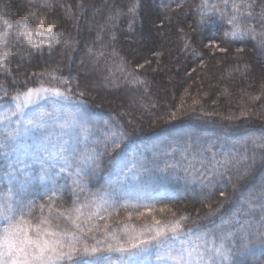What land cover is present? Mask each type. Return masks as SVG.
I'll return each instance as SVG.
<instances>
[{"label": "trees", "instance_id": "16d2710c", "mask_svg": "<svg viewBox=\"0 0 264 264\" xmlns=\"http://www.w3.org/2000/svg\"><path fill=\"white\" fill-rule=\"evenodd\" d=\"M134 3L0 0V32L5 31L4 20L13 25L7 44H0V54L8 53L7 62H0V99H12L41 75L57 82L70 80L73 95L81 101L80 115L86 119L91 150L98 154L99 165L84 173L77 187L58 167L49 179H38L41 165L27 160L29 167L20 178L31 179L20 192L9 175L12 166L19 167L17 155L0 149V196L11 191L25 203L31 202L35 217L39 205L49 203L50 197L57 207H69L76 197L84 202L92 196L105 198L107 190L117 193L118 182L108 184L109 178L119 165L133 166L129 172H135L138 182L152 191L154 203L135 208L119 199L112 210L104 204L108 209L94 221L101 229L95 232L97 240L103 241L105 224L122 234L125 226L143 229L153 217L172 220L185 215L182 235L218 238L231 232L232 264H264V238L258 233L264 232L260 227L264 219L260 208L264 204V96L249 102L245 95L264 91V50L258 38L233 41L215 34L228 24L230 4L223 15L206 13L201 24V0H163L157 11L151 8L153 0H139L133 14L129 9ZM209 4L223 9L221 0H209ZM29 11H36L46 25L53 26L59 43L52 41L51 48L40 43L36 32L43 29L38 20L25 19ZM252 11L254 19L242 18L241 23L264 31L258 15L264 11V0H254ZM21 23L32 31L37 47L18 35ZM153 30L158 34L157 50L147 40ZM208 37H215L228 52L206 48ZM185 42L190 47L185 48ZM193 49L203 55H194ZM237 49L243 51L237 54ZM121 58L143 84L129 83V78L115 71ZM138 64L145 66L138 68ZM100 91L108 96L101 97ZM173 91H177L174 97ZM118 93L124 94L125 104L119 102L117 107L112 99H118L113 98ZM241 111L248 114L242 116ZM103 128H112L115 136L109 140L110 132L104 134ZM114 138L119 147H114ZM209 206L215 210L212 215ZM157 207L161 211L144 213ZM144 218L148 220H139ZM242 227L249 233L247 241ZM110 256L118 259L119 253ZM99 261L105 258L97 257Z\"/></svg>", "mask_w": 264, "mask_h": 264}, {"label": "snow or ice", "instance_id": "6c2138e0", "mask_svg": "<svg viewBox=\"0 0 264 264\" xmlns=\"http://www.w3.org/2000/svg\"><path fill=\"white\" fill-rule=\"evenodd\" d=\"M223 9L216 4H209V0H201L200 13L203 24L205 14L208 12H219L221 15L231 6V16L227 23L231 26L230 31L223 34L224 38L231 40H241L247 36L258 38L259 46L264 50V31L257 32L251 23H241L242 18L254 19V0H221ZM139 7V0H135L129 12L135 14ZM261 26L264 27V11L258 14ZM38 20L39 29L36 35L42 39L40 43H48L51 48L52 41L59 43V34L53 31L52 25H46V20L39 17L36 11H29L25 19ZM5 31L0 32V44H7L8 30L13 27L7 20L3 21ZM22 29L18 35L25 36L32 47H37L32 42V31L28 29L26 23H21ZM181 31H183L181 29ZM47 33V35H46ZM209 43L205 45L213 51L227 53L228 49L221 47L216 42L215 37H208ZM67 44V41H65ZM185 48L190 45L185 42ZM243 49H237V54ZM196 56H202V52L193 49ZM102 55V53H101ZM159 56L160 53H156ZM8 53L0 54V62H7ZM145 63H150L145 61ZM203 64V61H201ZM145 65L138 64V68ZM115 71L120 72L129 83L143 84L144 81L129 72L126 62L121 58L120 63L115 64ZM114 74V73H113ZM61 83L67 81L61 78ZM60 87H45L41 84L36 88H27L25 91L17 92L13 97V107L0 112V149H10L11 153L17 155L19 167L12 166L10 177L19 184V191L29 183L30 179L23 175L24 170L29 167L27 160H37L41 164L40 180L50 178L52 169L60 165L59 171L66 172L72 178L74 186H79L84 173L90 169L98 167V154L95 150L79 151L74 143L65 140L66 130L73 128L77 124L78 113H62L57 107L59 100H69V92ZM227 93V89H225ZM83 95V93H81ZM249 102L261 100L264 91L259 95L245 93ZM44 96L53 98L51 100L53 111L44 110L27 113L25 110L29 106L36 104ZM193 103L198 101L193 100ZM246 111H241L242 116H246ZM49 122L59 128L58 132L44 130ZM31 132L37 140L43 139L48 145L41 151H29L24 143L23 137ZM80 135L85 139L88 129L81 127ZM115 136V134H113ZM55 137V139H53ZM114 147H119L117 139H113ZM264 146V145H262ZM23 156V159H21ZM129 171H132L131 169ZM224 196L225 193H220ZM54 196V194H53ZM106 201L102 196H92L84 202L79 201V197L73 200L69 207H57L52 197L49 203L39 205V215L33 216L35 205L31 202L25 203L19 196L11 191L0 196V264H96L97 257H104L108 264H130V258L138 257L142 253L148 252L151 248H156L157 260L171 261L172 264H232L230 243L233 233L229 232L220 237L209 238L207 234L196 237L195 240L181 241V246L177 248L175 241L180 239L184 225L182 221L188 219L181 215L172 220H161L153 217V222L146 225L141 230H129L125 226L123 233H118L109 229L107 224L103 228V241L97 240L95 232L100 231L98 225L94 223L99 213L104 210ZM254 205V202H249ZM264 212V204L260 205ZM46 210V211H45ZM163 211V210H162ZM215 210L209 206V215ZM171 215L176 217V213ZM261 228H264L262 219ZM243 239L247 241L249 233L245 228H241ZM264 238V232H259ZM95 241L89 243V240ZM111 253H119L116 261L111 260ZM86 258V259H85Z\"/></svg>", "mask_w": 264, "mask_h": 264}, {"label": "rangeland", "instance_id": "374dc122", "mask_svg": "<svg viewBox=\"0 0 264 264\" xmlns=\"http://www.w3.org/2000/svg\"><path fill=\"white\" fill-rule=\"evenodd\" d=\"M162 2H163V0H153V3L151 4V8L153 10L157 11L156 8L160 7ZM230 29H231V26L227 24L224 26V28L217 29L215 34L217 36L223 37V34L225 32L230 31ZM156 39H158V34H156L155 31L153 30V34H151V38H148L147 40H149L148 42H152V44L155 45ZM155 47H156L155 50H157L156 45H155ZM153 51H154V49H151V51H149L148 55L150 56L151 55L150 53ZM260 56H262V55L260 54ZM45 77L46 76L41 75V77L36 80L37 82L34 85L29 86L28 88H36V87H39L41 84H43L45 87H60L61 89H64V90L70 89L71 91L68 93L70 96V99L66 100V101L65 100H59L57 102V107L60 108L62 113H67V112L77 113V108L79 110H78V113L76 116L77 124L73 128H69L66 130V134L64 136V139L70 140L72 143H74L79 151H84L85 149L91 150L92 144H90V141H92V138H91L90 134L87 135L86 139L84 136L79 134L81 127H85V125H86V122H85L86 119H85V117L80 115L81 106H82L81 101H79L78 98L73 95L72 84L70 83V80L65 79V81H67V84H63V83H61V80H59L57 82L56 79L52 78L49 80V79H46ZM166 79H167V77H166ZM94 85L92 84L91 87H92V89H95L97 92L98 90L95 88ZM216 88H218V87H216ZM98 93L101 97H107L108 96V95L104 96V93H101V91ZM175 93H177V91H175V92L173 91V97L176 96ZM116 97H118V99ZM113 98H116V100L112 99L113 100L112 102H114L115 106L118 107L119 102H122V104H125L124 94L118 93L117 96L113 95ZM5 99L6 98L0 99V112L5 111V110L13 107L12 99H7V100H5ZM52 99L53 98H50L48 96H44L42 99L37 101L36 104L29 106V108L26 109L25 111L27 113L36 112V111H40V110L52 112L53 111V106L51 103ZM121 99L123 101H121ZM224 105H227V104H224ZM44 131L45 132H49V131L58 132L59 128L56 127L55 125H53L51 122H49L48 127H46V129ZM102 132L104 134H107L110 132L108 134L109 136L106 137L109 140L112 137H114V135H113L114 130L112 128H108V129L103 128ZM53 139H55V137H53ZM23 140H24V143L28 146L29 151L35 150V151H41L42 152L44 147H46L48 145L47 141H45L43 139L37 140L36 138H34L31 132L25 134L23 137ZM21 159H23V156H21ZM31 161H35L39 165H41L37 160H31ZM57 167L60 168V165H58ZM130 169L133 170L134 167L128 166V165L126 167L123 165H119L115 174L113 176H111V178H109V180H108V184L118 182L117 193L112 194L109 190H107L105 192V195H106V197L104 198V200L106 201L105 204L108 205L109 209H111V210L114 209L116 205H118L117 201L119 199L123 202L124 205L134 206L135 208H141V207H145V206L151 207L150 205H152L154 203V202H152L154 199L152 191L150 189L146 188L142 183L138 182V177H136V173L135 172H129ZM64 173L66 174L65 175L66 177H69L66 172H64ZM106 205H104V208L108 209V207ZM161 209L162 208L159 207V209H158V207H157V209H155L153 211L149 210V211L144 212V213L153 215V214L161 211ZM137 216L142 217L143 215L139 214ZM139 220H148V219L144 218V219H139ZM2 223L3 222L0 221V224H2ZM196 237H198V236H193V235H189V234L181 235L180 239L175 241V246L177 248H179L181 246V241L195 240ZM142 254H143L142 256L135 257L136 259H134L133 262L130 261V264H172L171 261L157 260L156 257L158 255V251L156 248H151L148 250V252L142 253ZM111 260L116 261L117 259L111 258ZM96 264H108V261L105 259V261H99V262H96Z\"/></svg>", "mask_w": 264, "mask_h": 264}]
</instances>
